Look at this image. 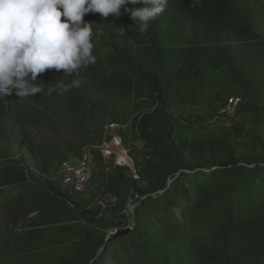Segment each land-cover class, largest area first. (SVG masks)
<instances>
[{
    "label": "trees",
    "instance_id": "obj_1",
    "mask_svg": "<svg viewBox=\"0 0 264 264\" xmlns=\"http://www.w3.org/2000/svg\"><path fill=\"white\" fill-rule=\"evenodd\" d=\"M121 15H85L95 65L37 81L78 88L0 98V264H264V36L244 1L168 0L146 34ZM108 127L135 168L102 155ZM85 147L90 195L60 172Z\"/></svg>",
    "mask_w": 264,
    "mask_h": 264
},
{
    "label": "clouds",
    "instance_id": "obj_2",
    "mask_svg": "<svg viewBox=\"0 0 264 264\" xmlns=\"http://www.w3.org/2000/svg\"><path fill=\"white\" fill-rule=\"evenodd\" d=\"M129 4L144 7L131 10ZM167 4L168 0H0V98L11 95L13 89L21 100L37 94L62 96L78 88L79 80L65 84L60 79L52 83L55 87L46 89L37 81L48 70H63L65 78L96 64L92 42L94 23L86 22L85 15L99 13L106 20L130 12L137 21L134 28L146 34L151 22L165 12ZM121 29L133 28L122 26ZM114 130L107 128L104 136L107 143L111 141L108 132ZM104 158L110 160L112 156Z\"/></svg>",
    "mask_w": 264,
    "mask_h": 264
},
{
    "label": "rangeland",
    "instance_id": "obj_3",
    "mask_svg": "<svg viewBox=\"0 0 264 264\" xmlns=\"http://www.w3.org/2000/svg\"><path fill=\"white\" fill-rule=\"evenodd\" d=\"M243 1L245 3V11L249 15L251 22L255 25L256 31L264 36V1ZM96 29L99 32V38L96 45L97 51L101 55L108 57L110 56L111 50L104 43V41H106L105 33L98 27H96ZM210 96L212 101L216 104V107L219 109L225 110V108H227V106L231 103V97H227L225 95H220L219 97H217L216 91H213ZM199 111H202V109H199ZM108 143L113 145L112 150H110V152L112 153L110 157L112 156V160L115 161L116 164L120 166H130L132 168H135L134 161L129 156L127 149L123 146L121 140L117 135H114L113 139L110 142L108 141ZM121 157H126V160H122ZM107 160L109 161V159ZM113 234V232L110 233L111 236Z\"/></svg>",
    "mask_w": 264,
    "mask_h": 264
},
{
    "label": "bare ground",
    "instance_id": "obj_4",
    "mask_svg": "<svg viewBox=\"0 0 264 264\" xmlns=\"http://www.w3.org/2000/svg\"><path fill=\"white\" fill-rule=\"evenodd\" d=\"M230 102L231 103L227 107V112L232 113L235 111L237 105H239V99H232ZM98 148L105 157L111 158L110 155L112 153L110 150H112L113 145L104 140ZM92 151L91 147H85L74 159L63 164L60 172L63 175L64 187L75 190L76 192L85 193L86 195L92 193V189H89V183L94 176L95 167V158ZM121 158L122 160H126V157ZM82 175L84 176L82 177ZM78 181H81L80 187H72L76 186ZM113 201H116V199L113 198Z\"/></svg>",
    "mask_w": 264,
    "mask_h": 264
},
{
    "label": "water",
    "instance_id": "obj_5",
    "mask_svg": "<svg viewBox=\"0 0 264 264\" xmlns=\"http://www.w3.org/2000/svg\"><path fill=\"white\" fill-rule=\"evenodd\" d=\"M132 229L131 228H128V229H122V230H118V231H113V235L112 237L113 238H116V237H120V236H123L125 234H128Z\"/></svg>",
    "mask_w": 264,
    "mask_h": 264
},
{
    "label": "built area",
    "instance_id": "obj_6",
    "mask_svg": "<svg viewBox=\"0 0 264 264\" xmlns=\"http://www.w3.org/2000/svg\"><path fill=\"white\" fill-rule=\"evenodd\" d=\"M84 175H82V177H83ZM80 182L81 181H78V184H76V186H72V187H80Z\"/></svg>",
    "mask_w": 264,
    "mask_h": 264
}]
</instances>
